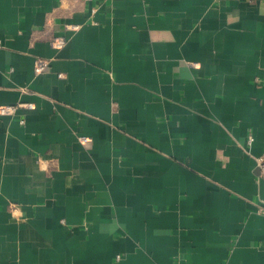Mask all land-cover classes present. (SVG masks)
Returning a JSON list of instances; mask_svg holds the SVG:
<instances>
[{"label": "crops", "instance_id": "0c3cea01", "mask_svg": "<svg viewBox=\"0 0 264 264\" xmlns=\"http://www.w3.org/2000/svg\"><path fill=\"white\" fill-rule=\"evenodd\" d=\"M19 103L0 264H264V0H0Z\"/></svg>", "mask_w": 264, "mask_h": 264}, {"label": "built area", "instance_id": "2783aa9c", "mask_svg": "<svg viewBox=\"0 0 264 264\" xmlns=\"http://www.w3.org/2000/svg\"><path fill=\"white\" fill-rule=\"evenodd\" d=\"M73 28H78V25L73 26ZM67 41V38L64 35H59L56 36L53 40V45L57 48V49H61L65 46ZM50 63V59L48 58H44V57H40L38 59H36L35 61V71L37 73H41L43 72L49 65ZM34 104L33 103H19L16 105H0V114L6 115V114H14L15 111L19 108V107H26V108H33ZM24 120L22 119L21 122H23ZM83 142H87L89 140V138L87 136H82L81 137ZM252 137L250 138V140L252 141ZM258 165L260 167L261 170V174L264 178V152L258 157L257 159ZM264 210V209H261ZM121 255H117V258H120Z\"/></svg>", "mask_w": 264, "mask_h": 264}]
</instances>
